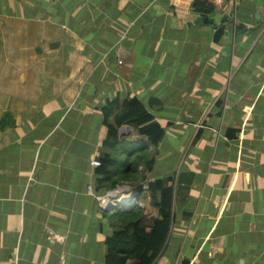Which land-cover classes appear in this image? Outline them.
Returning a JSON list of instances; mask_svg holds the SVG:
<instances>
[{
	"label": "crops",
	"instance_id": "obj_1",
	"mask_svg": "<svg viewBox=\"0 0 264 264\" xmlns=\"http://www.w3.org/2000/svg\"><path fill=\"white\" fill-rule=\"evenodd\" d=\"M192 2L0 0V264H105L118 220L88 192L111 188L90 162L145 143L122 125L104 144L102 109L131 98L164 130L148 177L124 182L144 225L161 217L141 186L173 180L154 264H264V0L215 7L218 41ZM183 128L194 151L160 176Z\"/></svg>",
	"mask_w": 264,
	"mask_h": 264
},
{
	"label": "trees",
	"instance_id": "obj_2",
	"mask_svg": "<svg viewBox=\"0 0 264 264\" xmlns=\"http://www.w3.org/2000/svg\"><path fill=\"white\" fill-rule=\"evenodd\" d=\"M190 11L193 15L211 18L216 8L210 2L193 0ZM102 112L103 124L107 128L104 144L113 152L122 144L117 139V128L122 125L135 129L140 136L146 138V141L137 144L123 143L122 149L127 150L128 157L123 162H120L116 155H101V165L97 171L111 181V188L127 181L131 183L144 181L154 163L145 145L156 148L163 136V128L136 98L121 102L111 101ZM109 119L113 120V124L109 123ZM139 166L144 168L140 177ZM147 187L149 193L159 195L156 207L161 219H155L151 225H144L143 212L139 207L128 211L120 209L110 211L111 216L118 221L117 225L113 226L112 236L106 240L105 264H154L163 249L171 226L173 180L155 179Z\"/></svg>",
	"mask_w": 264,
	"mask_h": 264
},
{
	"label": "built area",
	"instance_id": "obj_3",
	"mask_svg": "<svg viewBox=\"0 0 264 264\" xmlns=\"http://www.w3.org/2000/svg\"><path fill=\"white\" fill-rule=\"evenodd\" d=\"M210 2L213 6L218 7L222 4L223 0H199ZM237 0H232V4L235 6ZM121 64V61H118ZM126 128V127H125ZM123 128V129H125ZM125 131V130H124ZM91 166L98 168L101 163L100 161L93 160L90 162ZM148 185L141 186V191H148ZM89 194L94 196L98 207L102 211H112L116 209L128 211L136 207L142 208L144 205L140 201L138 190L132 188L128 183H120L114 188L106 191L104 194H93L91 188H88Z\"/></svg>",
	"mask_w": 264,
	"mask_h": 264
},
{
	"label": "rangeland",
	"instance_id": "obj_4",
	"mask_svg": "<svg viewBox=\"0 0 264 264\" xmlns=\"http://www.w3.org/2000/svg\"><path fill=\"white\" fill-rule=\"evenodd\" d=\"M188 119H192V118H186ZM125 128V127H124ZM185 128L180 129L179 133L174 132V130H172L170 133H168V137L166 139V142L169 144H171V146H173L174 148L172 150L168 149L167 152L164 154L163 158H162V165L159 168V174H161L160 176H162V173H166L167 171H169L170 169H172V163L175 160V158H177V155L179 152H181V156L180 159L178 161V164L180 165L181 162L184 161L185 156L187 155V153H192L194 151V146L192 145L193 143V138H190L189 140H187L185 142V140L183 141L184 137L187 136L184 131ZM123 130H127V128L123 129ZM191 132V130H190ZM136 136V132L131 131L129 136ZM138 137H133L131 138V141H137ZM198 142L197 140L195 141V143ZM152 147V146H151ZM153 149H155V147H152Z\"/></svg>",
	"mask_w": 264,
	"mask_h": 264
},
{
	"label": "water",
	"instance_id": "obj_5",
	"mask_svg": "<svg viewBox=\"0 0 264 264\" xmlns=\"http://www.w3.org/2000/svg\"><path fill=\"white\" fill-rule=\"evenodd\" d=\"M193 23L194 24L207 23L210 26V28L213 29V32H214L213 33V40L214 41H218L219 40V38L222 36L224 28H225L223 26H220V27L216 26L215 21H213V20H211L209 18H201L199 16L195 18Z\"/></svg>",
	"mask_w": 264,
	"mask_h": 264
}]
</instances>
